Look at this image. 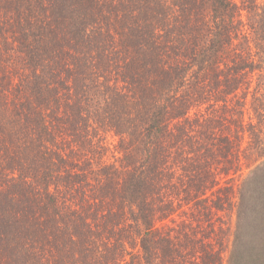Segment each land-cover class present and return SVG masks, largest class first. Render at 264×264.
Returning a JSON list of instances; mask_svg holds the SVG:
<instances>
[{
	"label": "trees",
	"instance_id": "16d2710c",
	"mask_svg": "<svg viewBox=\"0 0 264 264\" xmlns=\"http://www.w3.org/2000/svg\"><path fill=\"white\" fill-rule=\"evenodd\" d=\"M13 3L11 50L19 57L12 71H0V171L15 160L33 169V183L23 190L27 198L5 204L3 214L19 226L15 245L0 247L18 250L21 241L28 249L21 253L42 257L12 262L238 263V245L228 256L225 230L209 218L229 202L209 199L219 192L209 146L232 143L225 133L189 142L200 130L230 133L236 125L237 104L247 100L256 74L264 77V26L246 34L235 0ZM253 95L264 111L263 83ZM101 129L120 137L121 171L106 163L90 169L97 167L94 145L102 143L91 132ZM34 206L49 236L19 220ZM177 206L191 209L181 222ZM164 221L181 227L176 235V228L158 226ZM2 248L0 264L16 259Z\"/></svg>",
	"mask_w": 264,
	"mask_h": 264
},
{
	"label": "rangeland",
	"instance_id": "374dc122",
	"mask_svg": "<svg viewBox=\"0 0 264 264\" xmlns=\"http://www.w3.org/2000/svg\"><path fill=\"white\" fill-rule=\"evenodd\" d=\"M13 1L14 0H0V29L2 30L0 33V71L4 68L12 71L11 69L16 59L19 57L18 54L11 50V48L13 49L15 45H17L16 42L13 43L12 41L13 36H15L14 32L17 28V25L15 26L16 22H14L16 20V15L14 13L15 6ZM235 2L241 11L240 20L242 29L246 34L249 33L251 27L260 29V27L262 28V26H264V0H235ZM261 56L264 62V55ZM17 67H20L19 62ZM259 74L260 73H257L253 78L247 100H241L244 104L242 105V103H240L237 104V106L235 105L238 113L234 114L231 124L236 125H232L230 133L225 129L219 132L214 128H208L197 132L189 142H192L193 146L195 142L204 136L211 135L212 133H217L218 135H223L225 133L232 143L230 146H209L210 151L216 153L213 159V155H211V157L209 156L211 177L216 180V182H212V184H216V190L219 189V192L217 194L215 193L213 196H211L210 193L209 199L217 200V197H221L225 200L224 202L229 199V202L219 207L218 210L213 209L214 212L210 214L209 218L215 222L219 231L222 229L225 230L222 235L226 245L225 247L227 248L225 251L228 256H230L229 253L234 251V243L238 245L235 253L237 254L239 249L237 258L238 263L236 264H264V254L259 255V252L264 250V117L260 118L264 115V111L262 109L257 110L259 104L255 101L253 95L257 84H264V77L260 79ZM1 80L2 74L0 73V81ZM70 83H73V85H71L72 87L75 86L73 81ZM192 113L193 117H195L194 111ZM239 123L241 125L240 127H238ZM91 134L96 137L94 140H102V143L94 145L96 147L94 152L96 151L100 153V155L94 157V152L92 153L93 160H91L95 162L92 166L97 165V167L90 169L94 170L106 163V166L112 165L113 167V165H115L117 169L121 171L123 165L121 164L120 158H122L123 154L120 153L119 150L120 137L113 131L106 133L104 129L92 131ZM211 142L212 140L204 144H209ZM192 146H188V148H193ZM224 148L230 149L228 155H221L219 152H215V150H224ZM9 162H12V165L8 164L0 171V218L2 219L0 220V228L3 227L0 229V235H4L0 241V246L8 244L15 245L16 241L11 237L17 235L16 227L19 226V223L16 224L12 216L3 214L4 210L8 209V205L11 206L13 204L16 206L22 198H27L29 196L28 192L24 193L23 190L26 189L27 183H33L30 177L33 169L27 170L26 166L22 167L12 159L5 161L4 164ZM176 162L178 161L175 160V163ZM9 166H14L13 169L15 170H8ZM225 170L229 172V175L225 174ZM97 173L101 175L99 172ZM110 176L112 177V174ZM98 178L103 177L100 176ZM104 178L106 179L105 176ZM12 179H16L17 181L11 182ZM112 179L115 182V177H112ZM185 181L188 182V180ZM10 184L15 185L8 188ZM231 198L233 202H231ZM6 203H8V205L5 207ZM18 207L20 208L21 204H19ZM177 207L178 209L176 208L177 210L174 215L177 222L187 219V215L184 212L190 209L188 208L189 206L184 207V209L183 207ZM35 208L36 206L30 207L29 209L22 208L23 210L20 213L21 216L19 220L21 222L28 221L29 227L37 231L36 235H38V231H40L49 236L46 230L47 228H45L48 225L44 219L41 218L43 213H39ZM13 216L16 218L15 215ZM16 220L18 221V218H16ZM163 225H169V228H176L172 233L173 235H176L178 229L181 228L172 226L171 222L166 221L158 224L160 227ZM38 236L41 237L40 235ZM18 243L20 244L18 250L16 247H14L13 251L0 247L2 251L17 254L16 259L7 258L4 261L5 264H15L12 260L24 262L23 260H18L21 259L18 258V256H25L24 253H21V250L28 249L22 245L21 241ZM31 252L26 256L33 260L36 256H38L36 261L42 257L39 254ZM14 256L12 255V257ZM225 264H229V261Z\"/></svg>",
	"mask_w": 264,
	"mask_h": 264
}]
</instances>
